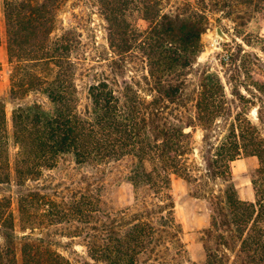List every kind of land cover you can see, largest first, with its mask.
<instances>
[{
    "label": "trees",
    "instance_id": "16d2710c",
    "mask_svg": "<svg viewBox=\"0 0 264 264\" xmlns=\"http://www.w3.org/2000/svg\"><path fill=\"white\" fill-rule=\"evenodd\" d=\"M89 1L106 23L105 50L84 40L82 22L59 27L66 0H0L9 95L18 101L9 123L0 99V185L15 187L0 196V264H73L53 248L60 228L81 240L82 264H198L182 240L174 177L208 204L200 264H264V58L244 48L264 55V37L244 34L223 59L226 74L205 66L187 90L211 14L230 17L243 5L241 27L264 18V0ZM133 57L145 88L126 77ZM78 75L91 77L82 109ZM30 94L49 106L20 102ZM242 157L258 160L253 200L239 197L232 174ZM68 158L86 170L65 194L44 177ZM113 173L134 192L120 210L105 199Z\"/></svg>",
    "mask_w": 264,
    "mask_h": 264
},
{
    "label": "rangeland",
    "instance_id": "374dc122",
    "mask_svg": "<svg viewBox=\"0 0 264 264\" xmlns=\"http://www.w3.org/2000/svg\"><path fill=\"white\" fill-rule=\"evenodd\" d=\"M184 1V0H180ZM194 1V0H190ZM233 15L226 17V13L218 11L211 14L210 24L206 32L202 35V51L199 52L194 66L189 69L187 77V90L193 91L198 81L200 71L208 66L211 70L217 71L224 75L227 73L228 65L223 64L224 57L232 52H235L238 44H243L244 34L251 36L261 35L264 37V18L260 15L253 17L251 20L244 22L243 26H238L235 22V14L237 12H245L248 8L243 5L234 7L232 9ZM229 11L227 8L226 12ZM79 16V17H78ZM82 22L84 27V40L96 39L100 50H105L107 47V31L106 23L101 16L97 6L89 0H66V4L59 12V27L62 25L77 24ZM139 29L145 28L146 24L143 20L136 21ZM82 27V25L80 26ZM221 27L227 38L220 37L216 28ZM82 31V28H81ZM92 37V38H91ZM244 48L248 51L259 52L260 56L264 55L260 52L258 46H247ZM143 63L138 58L129 60L128 69L125 72L126 77L139 79L142 76ZM140 80V79H139ZM91 82V77L78 75L77 86L78 95L80 98L79 108L82 109L87 103V89ZM141 86L145 88V84L141 81ZM10 78L9 65L7 62V48L4 41L0 43V99L5 103V110L7 119H11L13 108L18 101L12 100L9 95ZM149 93V91H146ZM37 99L45 107L49 106V100L42 94H30L26 99L20 102H30ZM198 136V135H197ZM11 152H14L11 148ZM60 167L51 171H45L44 179L51 184H57V189L61 193L68 194L70 189L76 190L78 188L77 182L85 173V168L75 167L74 161L69 159L62 161ZM258 166L256 157H242L231 164V170L236 183L239 197L243 200H253L254 191L251 184V175L254 169ZM71 174L72 176H68ZM52 176V177H51ZM42 182V180H41ZM107 188L105 191V199L109 205L116 210L124 209L132 205L134 201V192L132 185L117 173L110 174L107 177ZM34 185V182H29ZM15 187L10 188L8 185H0V196L9 195ZM47 191L53 192V189ZM172 196L175 203V211L177 220L183 228L182 240L187 249L188 256L192 262L198 264L205 259V252L203 249L202 233L209 225L210 211L207 202L202 198H196L189 192L187 184L180 178L174 177L172 180ZM63 226V225H62ZM61 227V226H60ZM56 238V245L53 248L57 249L64 256L71 260L73 264H82V258H88L86 249L81 244L79 238L70 239L65 237L59 231H52ZM1 241V240H0Z\"/></svg>",
    "mask_w": 264,
    "mask_h": 264
},
{
    "label": "water",
    "instance_id": "95a60500",
    "mask_svg": "<svg viewBox=\"0 0 264 264\" xmlns=\"http://www.w3.org/2000/svg\"><path fill=\"white\" fill-rule=\"evenodd\" d=\"M216 32H217V34H218L220 37H222V38H227V35L224 33V31L222 30L221 27H217V28H216Z\"/></svg>",
    "mask_w": 264,
    "mask_h": 264
}]
</instances>
